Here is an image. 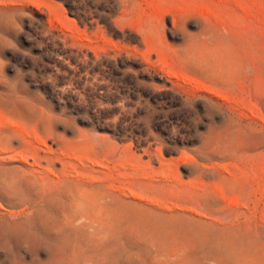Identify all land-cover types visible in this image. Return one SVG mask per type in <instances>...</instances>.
I'll return each instance as SVG.
<instances>
[{"label":"rangeland","instance_id":"obj_1","mask_svg":"<svg viewBox=\"0 0 264 264\" xmlns=\"http://www.w3.org/2000/svg\"><path fill=\"white\" fill-rule=\"evenodd\" d=\"M0 264H264V0H0Z\"/></svg>","mask_w":264,"mask_h":264}]
</instances>
